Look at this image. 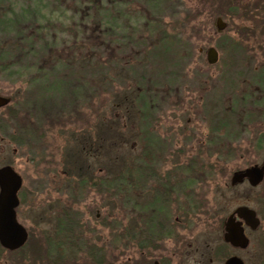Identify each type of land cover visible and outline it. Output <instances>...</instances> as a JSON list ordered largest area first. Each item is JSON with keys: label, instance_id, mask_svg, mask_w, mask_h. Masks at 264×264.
<instances>
[{"label": "rangeland", "instance_id": "obj_1", "mask_svg": "<svg viewBox=\"0 0 264 264\" xmlns=\"http://www.w3.org/2000/svg\"><path fill=\"white\" fill-rule=\"evenodd\" d=\"M0 5H9L17 15L15 29L21 37L36 25H48L42 43L49 44L47 52L62 58L57 62L49 57V64L43 61L49 79L43 85L33 77L36 69L41 70V43L28 51V40L22 38L16 41V48H22L21 53L17 51L20 60L0 66V94L17 96L25 104L16 110L23 131L14 135L11 146L0 141V164L7 162L23 178L17 219L29 230L28 243L13 257L2 255L0 262L47 264L43 231L51 229L54 216L64 207L76 214L85 239L75 242L76 263L65 264H91L89 253L97 246L106 250L108 264H136L139 237L127 243L122 235L128 228L140 231L143 216L98 181L112 178L122 163L131 167L139 163L148 148L139 124L146 117L153 124L148 131L152 140L148 150L154 156L151 166L160 175L184 166L192 172L186 179L179 178L191 180L190 186L180 185L184 194L175 187L170 202L163 203L169 216L160 217L158 226L174 234L157 237L156 244L169 251L176 248L175 264H222L226 257L222 256L223 218L241 204L254 207L260 217L263 206L259 199L264 195V180L254 187L247 181L231 186L230 177L234 170L264 158V143L256 144L264 133V73L260 72L264 68V0H0ZM231 5L246 14L243 20L230 15ZM1 11L0 19L15 17L10 12L3 16ZM217 17L227 23L219 33L214 25ZM4 24L0 22V45L8 54L13 52L14 39L8 30L10 22L7 28ZM225 34L238 43L234 57L241 64L224 65V46L218 49V63L206 64L207 48ZM74 47L79 53L71 56ZM164 48L165 54H154ZM174 57L180 58L175 61ZM238 69L243 72L237 73ZM60 71L65 73L61 80ZM218 71L224 74V87L218 85L210 94L223 89L225 95L227 134L224 131L219 147L209 142L211 130L199 106L205 73ZM175 72L184 76L177 99L168 87L170 73ZM248 80L256 90L250 92L252 102L244 106L242 93ZM149 87H154V98ZM26 91L28 97L23 98ZM143 100L149 101L146 107L141 105ZM227 105L233 111H227ZM12 107L3 108L1 118L9 117ZM51 125L55 130L47 134ZM26 128L27 136H21ZM83 164L92 171L86 174L96 180L76 175L75 167L84 169ZM81 179H86L84 186ZM245 229L249 245L245 249L225 245L227 255L236 254L246 264H264V221L254 231ZM154 259H148L150 264Z\"/></svg>", "mask_w": 264, "mask_h": 264}, {"label": "flooded vegetation", "instance_id": "obj_2", "mask_svg": "<svg viewBox=\"0 0 264 264\" xmlns=\"http://www.w3.org/2000/svg\"><path fill=\"white\" fill-rule=\"evenodd\" d=\"M72 50H73V52L69 53L71 56L78 55L79 51L77 50V47H74ZM62 51H65V49H62ZM144 55H145V57L147 56L145 53H144ZM179 58L176 59L174 57V60L176 61ZM205 60H206V54H205ZM175 61H173V62H175ZM218 61H219V56H218V59L215 62V64L218 63ZM237 63H239V62H237ZM206 64H208L207 61H206ZM215 64L213 63V64H208V65H215ZM239 64H241V62ZM238 70L239 71H237V73L243 72L240 69H238ZM260 72L264 73V68ZM45 74L46 73H44L43 76H45ZM47 74H49V73H47ZM186 74L187 73H185V75ZM182 75H183L182 73H176V72L174 74L170 73V80H169L170 86H168V87H169V90L171 91V93L173 94L172 96L175 99H177L178 94L181 93L179 85H181V82L184 79V76H182ZM58 77H62V79H63L64 74H61V76H58ZM49 78H50V76H49ZM203 78H204L203 79L204 85L202 86V89H203L202 90L203 93L201 95L202 101L200 100L199 106H200V108L202 107L204 109L205 117L207 119V123L209 124L210 130H211V136H210L209 142H216L214 145L219 147V144H220V146L223 144L224 136H225L224 135L225 126H223L224 125V121H223L224 120V109H225L223 106L225 104V97H224L225 95H224L223 89H221V93L217 91V94H215V95L210 94V91L212 89L219 88L218 85L222 86L221 88L224 87V74L219 73V71H218V73H205ZM47 80H49V79H47ZM252 83H254L252 80H248L245 84L244 89H243L242 94H243V100L244 101L242 104L244 106L246 103L250 104L252 102L250 100L252 97L250 95L251 94L250 92L254 91V89L256 90L255 83H254V86L251 87ZM192 84H194V83H192ZM152 88L154 89V87H152ZM152 88L149 87V92L153 93V98H154V92L155 91H153ZM31 93H32V91H31ZM57 95L59 96L58 93H57ZM26 97H28V91L23 93V98H26ZM8 98L10 100L9 105L4 106L3 108L10 107V105H11V107L13 105L14 106L11 108L10 113L7 115L9 117L1 118V116H0V141H2V142L5 141L7 144H9L11 146L15 142L14 141V137H15L14 135H16V133H18V132L21 133L23 131L22 128L18 127L17 121L19 119H17L16 110L20 107L19 104H22V106L25 104H23L22 98L18 101L17 96H8ZM229 98H230V96H229ZM148 103H149V101L146 102L145 100H143L141 102V105L143 107H146ZM3 108H0V114H1V110ZM226 109H227V111L228 110L233 111V107L231 105H229V106L227 105ZM90 124L93 128V123H90ZM139 124L142 128L141 130L143 131V132L141 131L142 133L140 132V136H142V141L144 139L146 140V138L149 139L150 134L148 131L153 126L152 119L142 117L141 119H139ZM58 128L59 127H57L56 129H58ZM92 128L89 127V129H92ZM53 130H55V129L51 125V127L46 128V133L52 134ZM24 131H26V133L22 134L21 136H27V131H28L27 128ZM82 135H86L88 137V135H90V134H82ZM78 138H77V141L79 140ZM0 146H1V144H0ZM144 147L149 148V146L145 145V144H144ZM1 148L2 147H0V149ZM217 149H219V148H217ZM144 151H146V148ZM78 163H81V162H78ZM5 165H10V164H8L7 162L1 163L0 167L5 166ZM83 165H84V169L81 168V165L78 168V170H76V167H75L74 170H75V173H77L76 175L80 177L82 174H84L83 177H85V178L86 177H88L90 179L93 178V177H89L86 174L89 170H87V167L85 166V164H83ZM143 169L147 170V171L145 172V174L143 176H140V181H139L140 182V190L138 191L139 196H141V197L144 196V198L142 199L143 201H145L146 199L149 200L152 197H154V199L155 198L160 199V196H163V202H165V201L170 202L171 192L175 189V187L178 190H180L181 195H183L184 191L182 190L183 188L180 187V185L187 186V180L182 182V180L179 178L186 179L191 174L190 171L188 172L189 168L187 166L180 167L179 169H176V168L170 169V171H166V173H164V174L161 173V175L157 171V168L152 167L151 165L144 167ZM83 170H84V173H82ZM90 172H92V171H90ZM90 172H88V173H90ZM176 176H178L177 178L179 180H178V183L176 181L174 184L173 180ZM93 179H95V177ZM95 180L93 181L94 184H96ZM22 181H23V178H22ZM98 182H99V184L105 182L104 183L105 185H103V187L104 188H111L110 187L111 176L108 178L101 179ZM176 184H177V186H176ZM186 202H187V200H186ZM65 217H68V218L71 217L72 221L69 220V221L64 223ZM66 225H67L68 230L64 231V232L68 233L67 235L70 236L69 242H72V245L77 241L83 242L85 240L84 237L82 239H80V237L82 236V234H81L82 231L78 227L79 221H78L77 216L74 213L65 215L64 207H63V210L60 212L59 215H56V217L54 216L53 222L51 225V229L47 230L46 232L43 231V233L45 234L46 237L54 236L56 234L57 227H60V228H62V230H64V227H66ZM25 229L27 231L26 243H28L29 230L26 227H25ZM129 233H130L129 230H125V234H123V235L129 236ZM133 233H135L137 235V237H139V240L137 241L138 244H136L137 251L139 254L138 261L136 264H150L148 259H150L151 257L155 258L152 261V264H175L173 257L176 256L175 255L176 253L174 251V250H176V248H174L173 251H169V249H167L163 246H160V245L158 246V244H156L157 241L155 240L157 237L158 238H162V237L163 238L164 237L170 238V237H172V235L174 233H172L171 230L170 231H166V230L160 231V230H155V229L154 230H148V229H145L144 222H143V226L141 227L140 231L137 230V232H133ZM222 234H223V230H222ZM131 241L133 243L136 242V241L130 240V239H128V237H126L127 243L131 242ZM70 245H71V243H70ZM22 248H19L16 250H9L0 244V258L2 255H9V256L13 257L15 252L18 250H21ZM96 249L97 250H95V249L93 250V248H92L91 256H90L91 257V264H108V259H107V256L105 255L106 250L103 249L102 246H97ZM185 253L187 254V252H185ZM27 259H28V255H27ZM27 262H28V260H27ZM0 264H2V263L0 262ZM57 264H65L64 259L61 260Z\"/></svg>", "mask_w": 264, "mask_h": 264}, {"label": "trees", "instance_id": "obj_3", "mask_svg": "<svg viewBox=\"0 0 264 264\" xmlns=\"http://www.w3.org/2000/svg\"><path fill=\"white\" fill-rule=\"evenodd\" d=\"M203 1L206 2L207 0H203ZM0 9H2L1 14L3 16L8 14L9 12L10 13L13 12L12 8L9 5H7V6H1L0 5ZM229 13H230V15L239 16L240 18H242V20L244 19L243 16H246L245 13H243L242 11L239 10L238 6H234V5H231V7H229ZM12 16H15V14L12 13ZM16 17H17V15L14 18L8 17L5 20L0 19V22H3V24L6 23V24H4V26L6 28L9 26L8 30L13 32V39H14L13 47H15V49L13 47H11L13 52L15 51L14 52L15 54L13 52L10 53V51L7 54V53H5L7 49L5 47L3 48V46L0 45V66L9 67L12 64L17 63L20 60V58H21L20 53L22 51V48L21 47L16 48V43H17L16 41L21 40L22 38L27 39L28 41H27L26 49L28 48V51H30L33 44H37L40 42L41 44H39V45H40L41 49L43 50V53L38 55V58H40L39 59V62H40L39 68L41 70L36 69V71L38 73H36L37 75H34L33 77L35 80H38V81L40 80L41 81L40 83L45 85L47 79H46V76H43L44 75L43 73H46L47 70L45 71V70H43V68L45 69V66L47 63L45 64L43 61L47 60V62L49 64V62H50L49 60H51L49 57L57 58V62H61V60H62V58L59 55H57L56 52H52L51 50L49 52H47V50L45 49L49 45V44H46L47 42L42 43V41L45 40L44 39V31L47 30L48 25H36L35 28L33 29V31L28 32L26 37H23V36L21 37L19 34L20 32L17 29H15L16 28L15 21L19 20ZM245 18H247V17H245ZM7 22H10L11 26L10 25L7 26ZM31 22H30V26L32 24ZM178 40H176V42ZM214 44H215V47L219 50L222 49V46L225 47L226 59L223 61L224 65L226 63L227 67H231V66L236 64L237 60L234 57V50L237 49V46H239V45L237 42H235L234 37H232L230 34H225L221 38L219 37L218 39H216ZM17 51L20 53H18ZM166 51H167V49L164 48V50L162 49L160 51H154V54L160 56V55L165 54ZM62 72L63 71H60L58 73L65 74ZM50 78L52 79V78H54V76L50 74ZM64 78H65V76H64ZM58 79L61 80L62 77H58ZM40 83H37L38 85H36L34 93H36V89L39 88ZM47 90H50V88H48ZM58 91H59V89H58ZM35 104H36V102H35ZM224 126H225V124H224ZM226 132H227V129L225 126V133ZM225 133H224V135H225ZM151 141L152 140L150 137H149V139L146 138V140L145 139L143 140L145 145H148L150 148H152L151 144H150ZM263 143H264V133L257 139L256 144H257V146H260V144H263ZM117 159H118L117 157L114 158V160H117ZM153 161H154V156H152L150 154V150H148L147 148H146L145 154L142 156V158L141 157L138 158L139 163H137L136 161L133 162L132 167L126 165L125 163L123 164L120 161L122 163V165H121L120 169L113 174V176L111 178L110 187L112 188V192H113L112 194L115 198L117 197V199L122 200L123 201L122 204H124L127 208H130L131 210H135L141 216H143V222H144V226L146 229H148V230H154V229L155 230H163L161 227L158 226V223H157L160 221V219H159L160 217L163 220V218L169 216L168 215L169 212L166 211L167 208H165L164 204H163L164 203L163 202V196H160V199H157V198L154 199V197H152L151 199H149V200L146 199L145 201L140 202V203L138 201H136L137 197H139L138 191L140 190V182H139L140 176H143L145 174V172L147 171V170H144L143 168L151 165L153 163ZM128 167H131V168L129 169ZM188 172H189V170H188ZM80 177H83V176H80ZM80 183H82L84 186V184L87 183L86 179L84 181H83V179H81ZM104 183H101V184L105 185ZM190 183H191V180L189 179L187 181V186H190ZM82 184H80V185H82ZM83 186H81L82 189L84 188ZM259 200L261 202V205L263 204V206H261V208L259 209V212H260L259 218H261L262 221H264V195ZM73 213H74V211L72 209L65 210V215L73 214ZM69 220L72 221V218L71 217H69V218L65 217L64 223L69 221ZM67 230H68L67 225H66V227H64V230H62V228H60V227H57V231H56V234L54 236L46 237V241L48 243V248H47L48 250L45 253V256H46L45 260H46L47 264H57L63 259H64V263H65V261H68V260L70 263L71 262L76 263V260H74V258H73V256L77 253V252H74L75 243L72 245V242H69L70 236L67 235L68 233L64 232ZM126 230H129V232H130L129 236L122 235L123 238L126 239V237H128V239H130V240L137 238V235L135 233H133V232H135L134 230H132L131 228L130 229L128 228ZM82 238L83 237H80V239H82ZM70 243H71V245H70ZM225 245L226 244H224V243L222 244V250L224 251L222 256H227V254H228V252L225 251ZM89 254L91 256V252ZM35 259H38V257H35ZM40 260H44V259L40 258ZM83 263L85 264L84 261H83Z\"/></svg>", "mask_w": 264, "mask_h": 264}, {"label": "water", "instance_id": "obj_4", "mask_svg": "<svg viewBox=\"0 0 264 264\" xmlns=\"http://www.w3.org/2000/svg\"><path fill=\"white\" fill-rule=\"evenodd\" d=\"M218 31L224 30L226 22L221 17L214 21ZM214 47L207 49L206 60L209 64L217 61L218 53ZM9 103V98L0 95V107ZM264 158L259 163L234 170L230 177V184L236 185L246 179L251 186L258 185L264 178ZM21 176L10 166L0 167V244L9 249L16 250L22 246L27 237L26 229L17 221L15 209L19 204L18 191L21 186ZM254 209L246 205L237 206L224 219L223 240L233 247L245 249L249 239L244 232V225L256 229L260 220ZM223 264H246L237 255H230Z\"/></svg>", "mask_w": 264, "mask_h": 264}]
</instances>
